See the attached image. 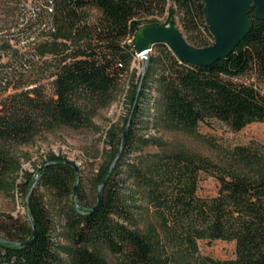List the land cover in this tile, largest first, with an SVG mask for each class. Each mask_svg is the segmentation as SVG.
Wrapping results in <instances>:
<instances>
[{
	"label": "trees",
	"instance_id": "trees-1",
	"mask_svg": "<svg viewBox=\"0 0 264 264\" xmlns=\"http://www.w3.org/2000/svg\"><path fill=\"white\" fill-rule=\"evenodd\" d=\"M204 6L203 0H39L31 16L39 30L33 51L43 59L41 79L49 80L52 92L41 80L25 82L24 75L15 79L16 72L0 70V140L21 142L38 128L83 124L85 114L78 98H109L136 53L132 39L144 27V16L162 15L169 7L170 19L179 16L190 44L212 45L215 39L206 24ZM92 9L99 13L96 20H91ZM250 16L249 33L232 53L211 65L184 61L167 44H156L165 63L159 82L168 121L188 131L210 119L220 120L234 131L264 122V93L240 79L254 71L264 81V19L255 16V8ZM12 51L17 57L18 50ZM154 61L150 54L142 87L155 70ZM144 94L141 90L139 98ZM138 111L137 104L134 115ZM133 127L131 124L123 141L125 147L134 141ZM241 150L236 154L246 155L245 149ZM122 163L121 156L112 172L109 174L108 168L101 176L100 182L109 174L99 209L78 208L74 200L67 212L72 232V245L66 249L69 262L51 238L45 207L31 193L27 216L37 225L38 235L33 243L19 245L17 241L32 238L31 227L27 240L0 232V264H106L91 249L95 245L124 256L127 264H159L152 243L132 227L133 209L145 198L163 218L171 247L188 262L264 264V174L251 178L213 171L179 155L162 161L156 172L130 165L125 175ZM10 168L11 161L0 153V176ZM201 171L218 180L215 196L199 195ZM132 176L140 191L130 186ZM76 179L71 163L52 160L39 169L35 183L65 197L74 195ZM200 240L234 242L235 256L223 260L202 257Z\"/></svg>",
	"mask_w": 264,
	"mask_h": 264
},
{
	"label": "rangeland",
	"instance_id": "rangeland-1",
	"mask_svg": "<svg viewBox=\"0 0 264 264\" xmlns=\"http://www.w3.org/2000/svg\"><path fill=\"white\" fill-rule=\"evenodd\" d=\"M37 4L39 0L0 1V70L16 72L15 79H21L20 75H24L25 82L41 80L51 93L49 80L41 79L43 59L33 51L34 42L39 40V30L31 17ZM90 13L91 20L99 16L95 9ZM170 18L168 7L162 15L144 16L141 22L144 26L164 25ZM174 20L182 31L179 16H174ZM13 49L18 50L17 57ZM150 54L155 59L152 64L155 70L149 73L145 87H142L141 79L147 63L136 50L129 68L108 99L78 98V104L85 114L83 124H55L38 128L21 142L0 140V153L11 161V168L0 176V232H10L19 239L30 238L28 230L31 222L27 216L26 198L33 187L32 193L40 198L47 211L51 238L58 252L69 262L66 249L72 245V232L67 225L66 215L75 197L73 194L60 197L54 190L36 185L38 171L52 160L75 164L79 168L76 201L86 208L96 206L101 176L116 158L129 121L130 126L134 125L135 136L130 147L123 144L121 170L125 175L129 173L130 165L156 172L162 161L173 155L193 159L213 171L251 178L264 174V122L252 123L239 131L232 130L217 119L201 122L194 131L173 124L166 119L161 104L159 74L165 69L162 52L153 45ZM240 79L254 84L264 93V81L254 71ZM141 90L145 94L139 98ZM137 104L139 111L134 115ZM243 148L246 155L238 156L236 151H243ZM129 180L130 186L140 191L134 176ZM218 186L219 182L213 175L200 172L199 195L215 196ZM125 191L128 193L129 189ZM127 200H130L128 196ZM137 205L139 208L133 209L132 227L152 243L159 264H196L194 261L188 262L171 247L164 220L149 200L141 199ZM91 249L106 264H127L124 256L114 254L105 246L95 245ZM199 255L230 259L235 256V244L223 240H200Z\"/></svg>",
	"mask_w": 264,
	"mask_h": 264
},
{
	"label": "water",
	"instance_id": "water-1",
	"mask_svg": "<svg viewBox=\"0 0 264 264\" xmlns=\"http://www.w3.org/2000/svg\"><path fill=\"white\" fill-rule=\"evenodd\" d=\"M204 15L209 31L214 37V43L206 47H195L188 42L180 28L175 25L173 19H170L164 25H146L134 39V46L138 53L143 56L147 63L151 48L157 43L167 44L174 53L182 60L198 64L211 65L215 61L227 57L238 43L244 39L252 27V18L250 16L255 8V16L264 19V0H203ZM145 63V64H146ZM146 68V65L144 69ZM131 120V119H130ZM130 121L125 130L123 141L129 131ZM123 151L121 145L116 158L114 159L109 174L112 172L117 161L120 159ZM70 163V162H69ZM72 164V163H71ZM77 175L79 168L73 164ZM109 174L103 179L98 186V203L91 210L92 212L99 209L103 202L102 189L104 188ZM79 178L74 185V197L76 201ZM33 191L31 188L26 198V206ZM77 202V201H76ZM78 203V202H77ZM80 208V204H77ZM32 238L28 241L16 242L19 245H29L33 243L38 235V227L32 221Z\"/></svg>",
	"mask_w": 264,
	"mask_h": 264
},
{
	"label": "built area",
	"instance_id": "built-area-1",
	"mask_svg": "<svg viewBox=\"0 0 264 264\" xmlns=\"http://www.w3.org/2000/svg\"><path fill=\"white\" fill-rule=\"evenodd\" d=\"M140 58H142V59H143V56H142V55H140Z\"/></svg>",
	"mask_w": 264,
	"mask_h": 264
},
{
	"label": "bare ground",
	"instance_id": "bare-ground-1",
	"mask_svg": "<svg viewBox=\"0 0 264 264\" xmlns=\"http://www.w3.org/2000/svg\"><path fill=\"white\" fill-rule=\"evenodd\" d=\"M151 52V51H150ZM139 56H140V54H139ZM149 56H150V54H149Z\"/></svg>",
	"mask_w": 264,
	"mask_h": 264
}]
</instances>
